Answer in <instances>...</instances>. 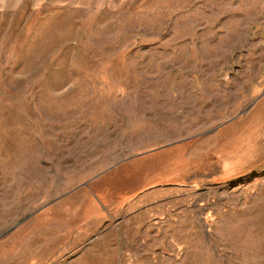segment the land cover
Listing matches in <instances>:
<instances>
[{
  "label": "rangeland",
  "instance_id": "1",
  "mask_svg": "<svg viewBox=\"0 0 264 264\" xmlns=\"http://www.w3.org/2000/svg\"><path fill=\"white\" fill-rule=\"evenodd\" d=\"M0 264H264V0H0Z\"/></svg>",
  "mask_w": 264,
  "mask_h": 264
}]
</instances>
